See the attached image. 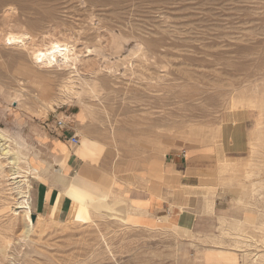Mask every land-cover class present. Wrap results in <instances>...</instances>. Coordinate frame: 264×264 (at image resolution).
<instances>
[{"label":"rangeland","instance_id":"374dc122","mask_svg":"<svg viewBox=\"0 0 264 264\" xmlns=\"http://www.w3.org/2000/svg\"><path fill=\"white\" fill-rule=\"evenodd\" d=\"M25 32L31 36L26 48L7 44L10 34ZM59 41L73 45L77 59L66 65L59 56L58 63L66 66L40 70L29 54ZM75 67L77 92L83 93L87 82L97 81L103 88L95 100L84 92L93 117L82 130L73 116L81 110L77 98L40 115V101L52 98ZM259 85L264 88V0H0V130L14 147L17 143L24 151L30 149L32 167H46L36 153L43 150L51 158L55 145H67L74 153L87 137L102 149L97 172L110 178L112 164L143 161L147 166L176 153L185 158L186 148L203 146L200 138L188 140L194 128L210 131L214 138L207 144L216 150L219 166H229L220 171L214 188L201 193L203 226L192 229L191 240L102 218L26 234L23 209L15 215L17 195L1 171L0 264H199L198 259L201 264H244V253L224 227L236 217L246 220L242 215L251 211L233 195L249 200L250 187L239 185L251 150L222 155L216 134L227 116V93ZM61 120L66 128L58 126ZM255 124L256 114L251 113L249 138ZM72 130L78 145L70 142ZM112 131L118 135L116 147L109 139ZM1 162L9 174L8 158ZM258 177L264 180V172ZM43 181L50 186L47 180L29 179L33 222L43 212ZM208 198L213 199L212 210H207ZM254 215L253 225H259V212ZM250 227L249 233L258 236Z\"/></svg>","mask_w":264,"mask_h":264},{"label":"bare ground","instance_id":"6f19581e","mask_svg":"<svg viewBox=\"0 0 264 264\" xmlns=\"http://www.w3.org/2000/svg\"><path fill=\"white\" fill-rule=\"evenodd\" d=\"M30 40H31V36L25 32L22 34H10L6 41L8 45L20 47V48H26ZM29 56L31 61L40 70L41 69L58 70V68L63 67L65 65V64L62 65L63 62L62 64L58 63L59 56L64 58V60L66 61V65H68L72 60L75 61L77 59V55L75 53V49L73 45L61 41L57 43H53L50 47L46 48L44 51L34 50L29 54ZM76 73H77L76 67L69 68V73L66 75V77L62 78L63 81L61 82V85H59L60 88L55 93V95L49 100L40 101V115H46L50 111L56 112L57 108L63 105H69L73 103L74 100L77 98L78 102H80L81 104V110L79 111V113L73 116L76 117L78 128L82 130L84 126L87 124V123L85 124L87 119L93 117V110H92L93 106L86 101V98H84V92H85V96L87 95L89 99H94L100 96L103 88L99 83H97V81L87 82V83L85 82L86 85L84 87L86 88H84V92L83 93L77 92L75 90ZM259 86L261 87V85ZM260 87L250 88V86H244V87L242 86L239 89L235 88L229 91L227 93L229 97V102H228L229 108L227 110V116L224 119V121L226 120L232 121V117H233L236 120L240 121L242 119H248L251 113L256 114V124L255 127L252 129L249 140V145H250L249 148L251 150L252 159L250 157L251 160L246 165L247 169L245 170V174L243 175L244 181H240V185H239L240 189H244V187L246 186L250 187L249 200L247 201L245 197L240 196L239 193H238L239 195L233 193L235 201L238 202L239 205H242L246 210L251 209V211L248 213V218L246 220H237L230 223L228 222L229 223L227 224L228 226L224 227L227 229L226 232H228L230 236H233L235 238L236 249L244 253V259H245L244 264H249V263L264 264V211H262L261 208L262 206L264 207V180L258 177L260 176V173L264 172V88L262 87L260 88ZM153 127H157V124L156 123L153 124ZM194 129H198V128H194ZM201 129L202 128H199L197 131H200ZM234 133L235 130L233 129V132L230 133L231 134L230 136L232 137ZM110 134L111 136L109 137V139L113 142V146L114 144L117 145L119 141L117 140L118 137L117 133L115 131H112ZM88 140L89 139L86 137L84 140V144L81 147L75 148L76 149L75 151L79 154V156L83 159L84 162L82 171L77 173V176H74L73 178H68L67 177L68 172L66 166L64 164H61L59 160L53 162L50 161L49 158L44 157L43 150L40 151L39 154L36 153V156L46 163V167L42 170L32 167L30 163V159L28 158L30 149L24 151L23 147L21 145H18L17 143L16 146L14 147L12 145L13 141L8 137V135L4 131L0 130V172L2 171L1 173L9 177V179L11 180L10 185L12 187L10 188V191L15 192L17 195V198L15 199V203H13V205L16 206L14 210L15 215L19 213L17 212V209H23L26 234L33 233L39 227L46 228L49 227L50 225H57L58 227L61 226L63 228H68L71 224L75 222L92 224V223H96V219L102 218L104 220L106 218V217L103 218L102 217L103 212L99 211L98 209H94L89 201L84 200L83 198H79L80 195L79 181L81 179H86L87 177H89L88 175L91 174L93 171H98V172L101 171L99 168L101 165L98 163V159L102 149L99 148L97 144L88 142ZM2 141L3 142L5 141V143H1ZM163 146H164L163 149L167 148L165 147V145ZM115 151H119V149L116 148ZM61 152L64 157L68 158L69 151L67 149L64 148ZM4 157L8 158V162H9L8 164L10 165L9 174L7 173L5 174L4 167L1 162V159ZM147 163H148L147 166L150 168L151 167L159 168V166L161 165L160 164L161 161L159 162L148 161ZM113 165L115 164H112L111 167H113ZM226 170H229L228 164H225L222 168V171H226ZM31 177L36 178L37 180L39 179L47 180L50 186H56L58 184L62 185L63 190L60 199H62L65 196H69L72 199V206L66 220L64 221L58 220L57 215L59 211V206H55L53 208L51 215L49 216L38 215L37 220L35 222L32 221L31 219L32 212H31L30 200H29L30 188H31L29 179ZM255 177H258V180H255ZM110 178H112L113 185L111 186L109 198L114 201L120 202L117 199L118 190H116L114 184L117 177L114 176ZM257 197L260 198L258 199ZM126 206L128 205L126 204ZM208 207L210 206L208 205ZM254 211H256L257 213L259 212L261 216L259 225L257 224L255 226L253 225L256 224V222L254 221V218H256L254 215ZM121 223L125 224L122 221ZM250 226H253L254 228L252 227V229L258 231L257 232L259 234L258 236L254 234L251 235L249 233L248 228H251ZM171 231L175 233L177 236L184 235L190 238V240L193 237V234L190 232V230H188V228L186 227H183L182 224L178 226L175 225ZM193 241H191L192 246H196V243ZM215 244L221 245L223 247H227L225 244H223V242L220 243L218 242Z\"/></svg>","mask_w":264,"mask_h":264},{"label":"crops","instance_id":"0c3cea01","mask_svg":"<svg viewBox=\"0 0 264 264\" xmlns=\"http://www.w3.org/2000/svg\"><path fill=\"white\" fill-rule=\"evenodd\" d=\"M249 123L250 117L240 121L233 117L232 121H222L221 130L216 134V138L221 139L222 155L250 147V138L246 132L248 131L246 126ZM198 129H193L187 138L188 140L200 138L203 146L186 148L185 158L176 153L167 159H160L159 168L145 166L143 161H124L113 166L111 172L117 177L114 184H117L118 188L116 186L115 188L118 190L117 199L120 202L109 198L113 185L111 178L97 171H93L86 179L80 178L79 198L89 201L94 209L103 212V218L106 217L107 220L119 223L122 221L126 224L125 226L134 227V229L165 232L171 231L175 225L180 224L189 228L192 234L193 230L202 229L201 193L204 188H214L219 183L220 171L225 164L222 163V168L219 166L220 161L216 150L207 144L214 138L210 131L207 133L204 128L200 131H197ZM233 129L235 133L231 137L230 133ZM64 148L69 151L67 145H55L52 148L53 152L49 153L52 156L49 160L53 162L59 160L66 166L67 177L73 178L82 171L84 162L76 151L74 153L69 151L68 158L64 157L61 152ZM102 168L109 174L107 166ZM73 171L76 172L74 176H72ZM43 182L45 183L42 184L46 186L42 204L43 212H39L38 215L49 216L53 208L59 206L58 220L62 221L66 212L67 219L72 199L69 196L60 199L63 190L61 184L50 187L46 181ZM206 206L207 210H212L214 208L213 199L208 198ZM247 213V211L244 212L242 217L246 219ZM236 220H238L237 217L231 222ZM207 237L213 236L207 235ZM197 261L201 264L199 259Z\"/></svg>","mask_w":264,"mask_h":264},{"label":"built area","instance_id":"2783aa9c","mask_svg":"<svg viewBox=\"0 0 264 264\" xmlns=\"http://www.w3.org/2000/svg\"><path fill=\"white\" fill-rule=\"evenodd\" d=\"M58 126L60 128H66L67 127V123L63 120L61 121H58ZM70 142L73 144V145H78L80 143V140L78 138V135L76 134V132L74 130H72L71 132V138H70Z\"/></svg>","mask_w":264,"mask_h":264},{"label":"water","instance_id":"95a60500","mask_svg":"<svg viewBox=\"0 0 264 264\" xmlns=\"http://www.w3.org/2000/svg\"><path fill=\"white\" fill-rule=\"evenodd\" d=\"M34 219H35V216H34Z\"/></svg>","mask_w":264,"mask_h":264}]
</instances>
